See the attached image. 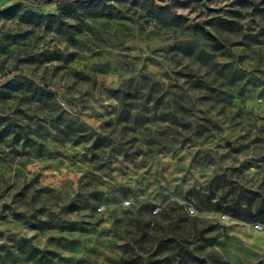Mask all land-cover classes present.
Masks as SVG:
<instances>
[{
	"label": "rangeland",
	"instance_id": "obj_1",
	"mask_svg": "<svg viewBox=\"0 0 264 264\" xmlns=\"http://www.w3.org/2000/svg\"><path fill=\"white\" fill-rule=\"evenodd\" d=\"M72 1L0 0V264H264V0Z\"/></svg>",
	"mask_w": 264,
	"mask_h": 264
},
{
	"label": "trees",
	"instance_id": "obj_2",
	"mask_svg": "<svg viewBox=\"0 0 264 264\" xmlns=\"http://www.w3.org/2000/svg\"><path fill=\"white\" fill-rule=\"evenodd\" d=\"M92 1H94V0H92ZM90 2H91V0H90ZM71 7H72V12H73V15L74 16L77 15V14H79V11L80 10H95L96 13L99 12V13H104L106 15L109 13L108 9H107V11L106 10L103 11V9H104V6L103 5L101 7L99 5V3H97V2L95 4H92V5L91 4H88V0H73L71 2ZM32 15L37 20H39V21H41V20H43L45 18H50V19L51 18H54V15L48 16V15L36 14L34 12L32 13ZM201 31H203V29H198L199 34H200ZM211 41H212L211 46H213L214 49H216L217 46H218V44L216 43L215 39H211ZM194 50H197V49L196 48L195 49L193 48L192 49V52ZM223 210L224 211H228L227 207L223 208ZM242 217L244 219H253L254 218V217L252 218L251 216H242ZM220 226L221 225L218 224V227H220ZM178 254H179L178 256L181 259H185L187 261V262H185V264H190L191 262L198 260V255H195L193 253V251H188V250L183 249V251L179 252Z\"/></svg>",
	"mask_w": 264,
	"mask_h": 264
},
{
	"label": "built area",
	"instance_id": "obj_3",
	"mask_svg": "<svg viewBox=\"0 0 264 264\" xmlns=\"http://www.w3.org/2000/svg\"><path fill=\"white\" fill-rule=\"evenodd\" d=\"M256 227H257L258 229H262V227H261L260 225H256Z\"/></svg>",
	"mask_w": 264,
	"mask_h": 264
}]
</instances>
